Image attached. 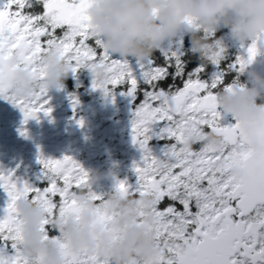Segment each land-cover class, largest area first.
<instances>
[{
	"label": "snow or ice",
	"instance_id": "snow-or-ice-1",
	"mask_svg": "<svg viewBox=\"0 0 264 264\" xmlns=\"http://www.w3.org/2000/svg\"><path fill=\"white\" fill-rule=\"evenodd\" d=\"M36 2L42 11H36L32 0H0V97L19 107L26 123L39 113L51 112L43 82L44 53L57 51L73 73L105 66L107 78L103 82L93 78V87L106 93L121 88L131 97L132 140L142 150L141 161L134 163L135 187L117 181L116 191L153 197L154 231L162 253L159 264H264V154H253L239 122H222L216 103L218 91L235 88L227 83L229 70L243 72L264 48V35L231 62L224 59L221 46L213 45L207 63L191 64L174 43L161 46L145 60L129 61L109 54L93 35L87 12L91 0ZM210 66L218 68L211 78ZM20 67L33 72L37 80L27 97L13 91V72ZM154 128L165 141L159 154L149 146ZM200 129L215 132L220 147H182L186 133ZM40 162L45 181L39 187L18 183L11 172L0 173V187L9 197L0 217V264H39L21 252L18 200H31L47 210L42 225L45 239H59L53 225L56 217L80 210L77 195L88 187V172L67 155L41 157ZM90 198L103 199L94 191ZM110 219L101 214L103 223ZM62 247L67 248L64 242ZM65 264L110 262L87 251L66 250Z\"/></svg>",
	"mask_w": 264,
	"mask_h": 264
},
{
	"label": "clouds",
	"instance_id": "clouds-1",
	"mask_svg": "<svg viewBox=\"0 0 264 264\" xmlns=\"http://www.w3.org/2000/svg\"><path fill=\"white\" fill-rule=\"evenodd\" d=\"M92 33L111 55L125 60H145L183 29L190 37L191 51L205 60L213 50L208 39L221 27L240 42H251L264 35V0H91L87 9ZM191 20L193 23H188ZM16 63L14 57L11 61ZM254 60L246 66L252 65ZM43 82L47 89L63 87L72 72L71 64L57 51L44 53ZM96 80L107 78L105 66L91 70ZM248 82L231 91L220 90L216 103L219 110L239 122L253 154H264V75L248 72ZM14 93L31 94L36 77L23 67L13 72ZM220 147V137L211 130L186 133L185 149ZM89 174V173H88ZM104 177L115 179V173L96 171L89 174L88 187L78 195L80 210L74 215L58 216L53 222L59 239H45L42 225L47 210L39 203L20 199L16 203L20 219L21 252L39 264H65V251H84L107 258L110 264H159L162 255L154 231L155 201L150 194L125 195L112 191L101 202L90 198L92 186ZM111 217L101 221V214ZM64 242L67 248L62 247Z\"/></svg>",
	"mask_w": 264,
	"mask_h": 264
},
{
	"label": "rangeland",
	"instance_id": "rangeland-1",
	"mask_svg": "<svg viewBox=\"0 0 264 264\" xmlns=\"http://www.w3.org/2000/svg\"><path fill=\"white\" fill-rule=\"evenodd\" d=\"M185 35L187 33L182 29L165 46L174 43L177 50L181 51ZM211 38L213 45L224 49V59L229 62L237 55L246 53L247 43H250L233 38L226 27L219 28ZM261 55L258 53L253 64L243 72L232 71L244 75L247 80L249 71L264 75ZM217 71L215 67L209 72V77ZM69 77L72 78L73 86L79 90L72 93L62 88L48 90L45 98L51 112L48 115L43 113L36 121L28 120L25 123L20 108L0 97V173L11 172L18 183L26 182L39 187L45 181L41 157L61 159L67 155L89 174L96 171L115 173V179L104 177L92 186L93 191L102 197L116 190L117 181H127L135 187L137 177L134 163L141 161L142 150L132 140L135 111L133 100L121 88L112 89L108 93L94 88L93 77L87 67L71 72ZM86 97L88 100H84ZM222 115V122H235L233 117ZM22 131L26 134L21 135ZM156 132L158 129L154 128L149 146L155 154H159L165 141L160 140ZM8 200L7 192L0 187V217L4 215Z\"/></svg>",
	"mask_w": 264,
	"mask_h": 264
},
{
	"label": "trees",
	"instance_id": "trees-1",
	"mask_svg": "<svg viewBox=\"0 0 264 264\" xmlns=\"http://www.w3.org/2000/svg\"><path fill=\"white\" fill-rule=\"evenodd\" d=\"M33 2V7L36 9L37 12H40L42 11V5L41 4H38L36 2V0H32ZM221 33V32H219ZM208 39H210L211 42H213L212 38L211 37H208ZM181 51H183L186 55V58L188 59V61L191 63V64H199V63H207L205 60L203 59H200L198 57V54H194L192 51H191V45H190V37H189V34L185 35L183 38H182V46H181ZM130 61H135V60H130ZM215 67L214 66H210V71L213 70ZM218 70V68H217ZM209 71V72H210ZM65 92H68V93H72L74 92L75 90H79V88H76L73 86V81H72V78L68 76V78L65 80L64 82V85L63 87H61ZM88 97L84 98V100H88L87 99Z\"/></svg>",
	"mask_w": 264,
	"mask_h": 264
},
{
	"label": "flooded vegetation",
	"instance_id": "flooded-vegetation-1",
	"mask_svg": "<svg viewBox=\"0 0 264 264\" xmlns=\"http://www.w3.org/2000/svg\"><path fill=\"white\" fill-rule=\"evenodd\" d=\"M248 44L249 43H247V45ZM259 53L262 54L261 55L262 62H264V48H262ZM244 54H246V53H244ZM232 59H233V57L230 60H232ZM247 81L248 80L246 79V77H244V75H238L237 72L232 71V69L229 70V74L227 76V83L228 84H236L238 86H241L243 84H246ZM228 123H231V122H228ZM232 123H235V122H232Z\"/></svg>",
	"mask_w": 264,
	"mask_h": 264
},
{
	"label": "water",
	"instance_id": "water-1",
	"mask_svg": "<svg viewBox=\"0 0 264 264\" xmlns=\"http://www.w3.org/2000/svg\"><path fill=\"white\" fill-rule=\"evenodd\" d=\"M235 87H239L238 85L236 84H233ZM43 115V113H39L38 116L36 118H31L29 119L30 121H36L38 120L41 116ZM23 118H24V115H23ZM25 119V118H24Z\"/></svg>",
	"mask_w": 264,
	"mask_h": 264
}]
</instances>
